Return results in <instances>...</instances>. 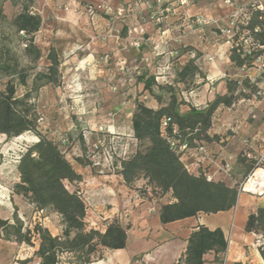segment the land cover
<instances>
[{"label": "rangeland", "instance_id": "rangeland-1", "mask_svg": "<svg viewBox=\"0 0 264 264\" xmlns=\"http://www.w3.org/2000/svg\"><path fill=\"white\" fill-rule=\"evenodd\" d=\"M58 1L61 0H32L29 7L31 13L38 14L42 19L41 27L34 35V44L42 53V58L36 62H32L30 57L23 55L27 38L23 37L21 33L16 35L14 28L10 25L14 16L20 12V6H13L10 2L3 4V14L6 20L0 23V46L6 45L11 54L18 58L20 65L27 68L29 75L27 86L15 82L17 84L16 94L19 97L31 89L35 73L46 72L49 64L46 59L48 50L56 45V37L63 34L61 29L60 32L59 30L53 31L52 28L53 9L57 8L59 11L64 8ZM149 2L154 4V0ZM119 3L121 7L115 13L111 12L106 5L94 6L84 2L74 5L78 14L81 13L90 20L92 30L95 28L97 30L96 34L98 35H92L90 41L104 42L109 39L98 32L99 23H96L98 16H100L99 18L101 15L106 18L119 17L114 19V22H109V28L117 30L114 35L127 36L128 40L133 43L138 40L141 35L138 33L141 31L143 36L146 35V27H143L142 24H148L147 29L154 32L157 26L162 25L165 13H171L172 19L166 22V26L163 27L168 32L159 41L158 49H152L155 54L144 55L149 53L150 43L143 36L138 48L129 43H127V47L126 44L122 45L128 49L120 52L117 58L110 54L99 58L97 56L90 57L89 61H83L82 57L72 60L71 58L77 51L57 53L54 48L60 61L58 81L30 93L31 100L38 112L39 130L60 146L75 171L82 176L80 183L71 185L66 182L65 185L69 191L78 190L82 199L83 195L93 197L88 225L91 227L99 225L97 230L100 231L103 230L102 226L105 224L104 212L107 210L106 208L110 207L108 206L110 204L104 203V201L107 197L112 198V193L104 192V188L115 185L116 190L124 191L117 177L120 169L118 162L125 154L128 156L134 151L127 137L129 114L134 110L136 102H142L150 107L156 106L158 103L154 96L143 89V83L138 80V77L143 74L157 75L158 69L156 73H153L148 65H154L157 62L159 66H170L171 70L167 71L169 73L164 77L169 81V84H161L164 83V80H159L157 84L164 89L159 90L154 86L153 93L160 97L162 103L168 102L171 93H173L177 101L181 103L179 111L182 114L189 111L190 107L205 109L217 94L225 93L224 84L227 79L241 80L244 74L248 73L251 80L255 81L264 74L262 60L255 62V68L248 71L238 70L230 62L223 64L225 55L233 46L239 45L244 51H252L257 48L251 39L245 38V31H240V26L246 25L252 11L257 9V6H262L264 11V0H167L162 8L165 9L166 4L169 3V12L159 13L158 22L155 19L148 21L149 9L144 0H119ZM128 4L134 6L128 7ZM89 8H92V14L89 13ZM119 10L122 11L120 15H118ZM101 12L103 13L101 14ZM131 16H136L137 20L145 16L146 23H135L133 19L128 20ZM98 21L102 23L103 20L99 19ZM177 21H179L177 29L169 27ZM231 21H234V26L230 37H227L225 30L231 27ZM74 27H77V23ZM128 27L132 29L130 35L127 34ZM77 29L75 28V30ZM78 31L80 30L78 29ZM238 32H240V36L235 39ZM93 33H95L94 30ZM175 40L177 44H175ZM191 59H195V64L200 68L205 78L196 76L193 80H187L185 83H176L175 72ZM101 61L104 63V68L98 69V63ZM5 82L6 78H0V89L3 88ZM263 91L261 90V97H264ZM260 106L254 108L250 105L239 109V111H246L249 115L251 112V116L256 115V118L251 117L255 121L259 119L260 115L264 117V113H262L264 112V102ZM246 120L248 119H243L240 113H237V118L225 119V122L220 124V128L234 129L237 126L242 129ZM36 141L37 138L31 133H25L18 138H6V136L0 135V217L12 221L13 213L16 212L24 227L32 229L38 223L46 227L53 236H57L61 235L63 228L60 216L51 210L38 211L20 196L12 193L13 186L19 181L16 170L17 159L29 145ZM203 149V152L206 151L204 147ZM254 155L258 159H263L260 160V167L256 170L264 171V152ZM256 170L250 179L242 182L241 192H248L247 187L256 186L254 178ZM106 176L109 177V180H106L109 182H105V187L100 188L93 181L96 177ZM88 185L89 187L95 185L93 186L96 189L94 194L91 188H86ZM131 189L134 190L136 196L146 193L144 184L140 180L135 182ZM87 190L88 194H86ZM101 191L105 194L104 200L99 195ZM263 193L255 194L262 195ZM118 195H121L120 192ZM137 197L138 199L136 197L134 199H141L139 196ZM152 202L153 204L161 203L159 200ZM128 219V214L122 217L123 227L130 225ZM33 242L35 246L30 247L0 238V264H23L25 259L30 258L32 259L27 264H37L38 260L33 257L37 242ZM262 245L259 246V249ZM107 251L104 250V252ZM100 255L95 254L92 260L96 261ZM68 257V255H64L63 261Z\"/></svg>", "mask_w": 264, "mask_h": 264}, {"label": "trees", "instance_id": "trees-1", "mask_svg": "<svg viewBox=\"0 0 264 264\" xmlns=\"http://www.w3.org/2000/svg\"><path fill=\"white\" fill-rule=\"evenodd\" d=\"M5 2L20 6V12L10 25L16 35L21 33L27 38L23 55L30 57L32 62L40 60L42 53L34 44V35L39 31L42 19L29 11L32 0H0V23L6 20L3 14ZM240 31H245V38L251 39L257 48L244 51L239 45L233 46L229 51L231 65L242 71L255 68L254 63L259 60L264 65V11H252L246 25L240 26ZM239 36L240 32L236 33L235 39ZM46 59L49 63L46 72L35 73L31 89L19 97L16 94L17 84L27 86L28 70L20 65L18 58L11 54L6 45L0 46V78H6L0 89V135L18 138L31 133L37 138L17 159L19 181L13 186L12 193L38 211L51 210L60 216L62 233L53 236L38 223L32 229L24 227L14 212L12 221L0 217V238L30 247H34L33 241H36L33 257L38 260L37 264H90L95 254L102 255L103 250L126 248L129 225L123 227L117 218H113L105 225L104 231L87 229V211L81 194L76 189L69 191L65 185L66 182L71 185L80 183L82 176L75 171L60 146L39 130L38 112L30 96L32 91L58 81L60 61L54 47L49 48ZM175 73L176 83H185L196 76L205 78L195 64V59L189 60ZM263 77L264 74L260 76ZM154 78L146 74L138 77L143 89L154 96L160 107L153 109L142 102L135 104L131 114V129L137 142L136 149L118 162V174L124 185L132 188L135 182H144L146 193L137 196L149 201L171 195L173 201L159 207L161 224L200 213L215 214L232 209L237 203L242 182L260 167L259 159L252 154V150L242 151L237 156L240 178L233 186H229L222 181H208L203 173H191L181 161L182 154H178L171 146V141L195 149L202 143L218 140L216 136L209 135L215 111L219 107L230 108L240 100L260 97L258 83L261 79L252 81L248 74H244L241 80L227 79L225 93L217 94L205 109L190 107L189 111L182 114L179 111L181 103L173 93L166 103H162L160 97L153 93L154 86L159 90L164 89ZM164 118L170 119L165 135L160 128ZM244 229L264 239V208H257L248 215ZM227 246V239L221 229L210 230L200 225L192 231L184 253L174 264H208L204 259L207 254L213 255L211 264H223ZM259 252L264 261V245ZM64 255L69 257L63 261ZM101 255L97 260L101 259ZM31 259H25L23 264L29 263Z\"/></svg>", "mask_w": 264, "mask_h": 264}, {"label": "crops", "instance_id": "crops-1", "mask_svg": "<svg viewBox=\"0 0 264 264\" xmlns=\"http://www.w3.org/2000/svg\"><path fill=\"white\" fill-rule=\"evenodd\" d=\"M58 2L62 3L61 6L64 8L59 11L57 8L53 9V31H63V34L60 35V37H56L57 41L55 42L56 45H54V48L57 53H66L75 50L77 52L71 59L73 60L74 58L78 59V57H82L83 61H89L90 57L97 56L99 58L103 55L105 56L110 54L117 58V55H119L120 52L128 49L126 48L127 43L131 45V41L128 40L127 36L120 37V35H118V37L114 35L117 30L109 28V22H114V19L119 18L115 16L106 18L101 15V18L98 16L96 19V23H99L97 28H99L98 32L100 35H104L103 37H109V39H111H107L108 41L104 40V42L90 41L92 35H98L96 34L97 30L96 28L93 29L95 31V33H93L90 26V20L84 17L81 13L78 14L76 12V7H74V5L79 4V2H84L94 6L106 5L110 8L111 12L115 13L119 7H121L119 0H61ZM130 4H128V7L134 6ZM166 9L169 12V3L166 4ZM102 13L103 12H101V14ZM172 17L171 13H165L162 18V25L157 26L154 32H150V30L147 29L148 24H142L143 27H146V35L143 37H145V39H147L150 43L149 53L144 55L149 54L148 56H150L155 54L152 49H154L155 45H159V41L162 39L163 35L168 32V30H165L163 27L166 26L165 23L169 22ZM99 19L103 20L102 23L98 21ZM130 19H133L135 23H146L145 16L144 18L138 20L136 19V16H131L128 20ZM76 23L77 27H74ZM178 26L179 21L169 27L177 29ZM75 28H78L80 31H78V29L75 30ZM157 29L160 30L158 31ZM131 30L132 29L128 27V35L132 33ZM174 42L177 44L176 40ZM124 44H126V47H123ZM160 44L162 45V43ZM122 58L125 59L124 57ZM224 62L225 63L223 64L230 62L229 52L225 55ZM98 64V69L104 68V63L102 61ZM148 66L153 73H156L159 63L156 62L154 65ZM258 79H261L258 83L259 88L264 90V79L260 77H258ZM263 99L264 97L261 96L257 98L252 97L251 99L240 100L237 104H234L230 108L219 107L213 114L212 125L209 130V135L211 137L216 136L218 140L202 143V146L206 150L204 152L195 153L194 151H191L184 154L181 157V161L184 166L189 167L188 170L193 174H209L212 176L211 181H222L229 186H233L236 180L240 178L237 156L242 151L246 152L248 150H252V154L264 152V117L260 115L258 116L259 119L254 121L251 117L256 118V115L253 114L251 116V112L249 115L246 111H239V109L250 105L254 108H258L260 104L264 102ZM159 107V103H156V106H151L150 108L157 109ZM132 112L129 114L130 118L129 127L127 128V137L128 142L132 145L135 151L137 142L133 138L131 129ZM237 113H240L243 119H248L244 122V128L240 129L237 126L234 127V129L229 127L228 129L227 127L224 129L220 128V124L225 122V119L228 120V118H237ZM229 129L230 132H228ZM224 130L226 132H223ZM117 177L119 178L124 191L116 190L115 185H109L104 188V192L112 193V198L107 197L104 201V203L108 202V204H110L108 206L110 207L106 208L107 210L104 212L105 224L102 226V231L105 230V225L113 218H117L121 223L122 217L128 214L129 219L127 221L130 225L127 230V246L126 248L120 250H108L107 252H104L103 250L101 251V259L93 261L90 264H174L184 253L188 237L192 231L200 225L205 226L210 230L219 228L224 233L228 246L223 264H264L259 252L260 245L257 242V238L252 233H247L244 229L248 215L254 212L257 208H264V193L262 195H257L255 193H250L249 191H240L235 207L228 211L218 212L215 214L200 213L193 217L184 218L167 224H161L158 216L159 207L162 204L172 202L173 199L171 195L166 194L159 200L161 202L160 204L156 203L153 206L152 201L142 198L135 200L134 190L124 185L123 179L119 174ZM103 178L96 177L93 181L98 184L100 188H102L105 187V182H109L106 181L109 180V177L106 176ZM93 186L95 185H92L91 187L88 185L86 188H91L94 194L96 189ZM104 192L101 191V193H99L101 198L103 197V200L105 196ZM119 192L121 194L120 196L118 195ZM88 193L89 191L87 190L86 194ZM86 197L91 204L93 197L91 195ZM152 207H154L155 210L150 212V208ZM204 259L208 262V264H211L210 262L213 260V255L207 254L204 256Z\"/></svg>", "mask_w": 264, "mask_h": 264}, {"label": "built area", "instance_id": "built-area-1", "mask_svg": "<svg viewBox=\"0 0 264 264\" xmlns=\"http://www.w3.org/2000/svg\"><path fill=\"white\" fill-rule=\"evenodd\" d=\"M149 1L150 0H144L145 5H147V8L149 9L147 19H148V21H149V19L150 20L151 19H155L158 22L159 21V18H158L159 17V13H163L164 11H167L166 8L165 9L162 8V5L165 4L167 2V0H154V4L153 3H150ZM105 8L107 9V7H105ZM255 10L263 11V7L262 6H257V9H255ZM121 12L122 11L119 10L118 11V15H120ZM89 13L90 14L93 13L92 8H89ZM230 25H231V27L229 29H226L225 30V34H226L227 37H230V33H231V31L233 29V26H234V21H231ZM138 34H141L140 37L138 38V40H136L133 43H131V46H134L136 48H138L140 46L141 41L143 39L142 38V36H143L142 31H141V33H138ZM158 46L155 45L154 46V50H157L158 49ZM262 66L264 67V65H262ZM169 70H171V68H170L169 65L159 66L158 67V70H157V73H156L157 75H154V76H156L154 78L155 81H156V83H158L159 80H164V83H161V84H165V83H168L169 84V81L166 80V78H164L165 75L167 73H169V72H167ZM161 82H163V81H161ZM169 122H170V119L169 118H164L162 120V122H161L160 128H161V132H162L163 135H165L166 127L168 126V123ZM171 146L175 149V151L178 154L181 153L182 156L184 154H187V153L191 152V151H194L195 153H198V152H203V150H204L203 149V146H200V147L195 148V149H189V148H187V146L185 144L179 146V143L177 141H171ZM125 156H126V154L124 155L123 158H126L127 157V156L126 157ZM260 160H263V159L261 158L258 161L260 162ZM186 168L188 169L189 167H186ZM205 177L207 178L208 181H211V179H212V176L209 175V174L208 175H205ZM250 177H249V179H250ZM134 197H136V199H138V197L136 195H134ZM82 200H83V203H84V205L86 207V211H87V215H86V218H85V223H86L87 228L89 227V228L95 229V230L99 229V225H96L94 227H91V225H88L89 224L88 223L89 222L88 220H89V217H90L89 216V211L91 209L90 208L91 205H90V202H89L88 198H86L85 195H83V199ZM152 205L154 206L155 204H153V202H152ZM154 210H155L154 207L150 208V212H153ZM254 236L257 238V242L259 243V245L264 244L263 243L264 242V239H262L260 236H256V235H254Z\"/></svg>", "mask_w": 264, "mask_h": 264}, {"label": "bare ground", "instance_id": "bare-ground-1", "mask_svg": "<svg viewBox=\"0 0 264 264\" xmlns=\"http://www.w3.org/2000/svg\"><path fill=\"white\" fill-rule=\"evenodd\" d=\"M256 186L250 188L247 187V191L261 194L264 191V171L261 169L256 170L254 174Z\"/></svg>", "mask_w": 264, "mask_h": 264}]
</instances>
